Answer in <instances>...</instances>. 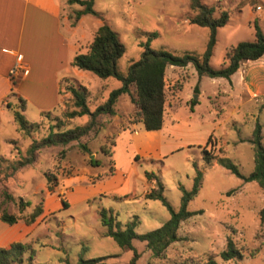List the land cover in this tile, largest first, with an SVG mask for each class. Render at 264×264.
<instances>
[{
  "label": "rangeland",
  "instance_id": "rangeland-1",
  "mask_svg": "<svg viewBox=\"0 0 264 264\" xmlns=\"http://www.w3.org/2000/svg\"><path fill=\"white\" fill-rule=\"evenodd\" d=\"M229 14L228 23L218 29L210 66L219 69L226 65V53L239 42H253L254 20L264 33V0H200ZM190 0H94L95 16L87 15L81 25L76 24L75 14L82 7L67 1L63 17L70 28L63 30L68 42L79 43L80 53L87 51L96 30L107 24L125 47L117 61L118 72L125 76L130 64L139 60L150 34L149 46L154 50H167L175 55L189 52L201 56L208 39V29L189 23L193 15ZM65 24V25H66ZM83 36V37H82ZM264 60L245 71L247 81L257 73L262 78L257 86L258 98H250L240 80L241 68L229 80L223 78H198L195 69H165V111L160 130L145 131L137 122L136 108L131 94L120 96L114 110L117 118L107 117L97 134L90 133L79 141L63 147H49L35 154V161L12 172V167L26 156L33 140L46 136L50 125L56 123L65 110L70 94L67 86L83 87L87 91L88 108L92 112L103 104L111 91L121 83L108 78L101 80L90 76L69 80L70 75L59 77L60 90L48 94L45 87L35 86L27 79L21 86L26 96L19 94L17 82L10 84L6 97L0 101L3 110L0 119V214L2 212L27 217L41 206L42 214L31 225L22 220L14 225L0 221V248L14 242L28 246L23 264H28L32 251V264H77L84 260L106 257V264H207L211 255L217 264H264V222L259 213L264 206V195L255 182H245L213 160L206 165L203 151L212 156H226L236 165L239 173L248 176L254 167V152L250 139L255 124L261 126L264 145ZM257 68V69H255ZM172 72L175 74L173 75ZM256 74V75H257ZM176 75V76H175ZM72 77V75H71ZM75 78V77H74ZM232 82V86L230 85ZM198 87L194 94L193 89ZM42 90V92H37ZM261 98V99H260ZM25 101L22 112L38 130L30 138L23 137L13 121L12 110ZM197 101L189 109V101ZM7 103L11 109L7 107ZM48 115L41 116L42 112ZM62 129L85 126L88 116L63 120ZM135 130L140 134L134 137ZM211 135V141L208 137ZM114 142L110 156L101 153V147ZM84 143L90 155L79 148ZM99 165L91 167L89 160ZM195 165V167H194ZM196 169L201 171V184L187 204L193 215L183 221L177 231L179 241L171 244L161 257H154L146 243L132 241V249H121L105 236L99 211L110 210L120 229L136 217L138 235L160 228L170 217L169 211L159 200L146 199L145 193L153 182L146 180V173L157 175L163 185V197L174 211L179 210L183 191L190 192ZM115 172H121L124 183L116 193L80 200L72 195L73 186L81 182H105ZM47 176L54 177L48 190ZM101 178V179H99ZM53 199L54 201H50ZM29 206L20 209L19 201ZM65 201L68 207L62 205ZM22 227V228H21ZM14 233L13 239L5 237ZM231 238L242 253L241 259L222 261L219 254Z\"/></svg>",
  "mask_w": 264,
  "mask_h": 264
},
{
  "label": "trees",
  "instance_id": "trees-1",
  "mask_svg": "<svg viewBox=\"0 0 264 264\" xmlns=\"http://www.w3.org/2000/svg\"><path fill=\"white\" fill-rule=\"evenodd\" d=\"M69 5H78L81 10L75 14L76 20L82 16L93 15L96 13L93 10L94 0H67ZM190 10L193 15L189 18V23L201 28L208 29V39L205 50L201 56L193 53H183L175 55L167 50H154L150 48V38L154 34H150L147 41L141 44L143 48L138 61L129 65L125 76L121 75L117 70V61L124 54L125 47L120 42L117 34L107 25L102 24L96 30L91 42L88 45L85 53H77L73 56L70 66L80 71H85L93 74L101 80L114 78L121 83V87L110 92L108 99L90 111L88 108L87 91L83 87L76 88L75 86H67V91L70 94L69 99L65 103V110L60 114V118L56 123L49 126L48 133L39 141L33 140L26 151V156L19 160L12 167V172L31 165L35 161V154L49 147H63L70 142L79 141L90 133L97 134L103 126V121L107 117L115 115L114 105L117 99L125 94H131V89L134 91V96L131 97V102L136 108L135 115L138 116L137 122H141L145 131L153 132L162 128L164 123L165 109V69L167 67L184 68L191 65L199 79L202 77L208 78H223L229 80L235 74L240 64L243 62H253L264 57V33L254 20V36L253 42H239L231 47L226 53V65L213 69L209 62L213 54L216 44L218 29L224 27L229 20L227 11H220L215 15V8L208 7L201 3L200 0H190ZM194 94L198 92V87L193 89ZM20 104L12 110L13 121L17 127V131L26 138H30L33 133L38 130V124L29 123L23 116L22 112L25 109V101L19 99ZM197 103L196 100L190 99L189 109ZM7 107L11 109L7 103ZM49 111L42 112L41 116L48 115ZM82 116H88L89 121L85 126H74L67 129H62L65 121H71ZM211 141V135L208 141ZM250 143L254 152V167L248 176H243L239 173L235 164L223 154L219 157L203 151V160L206 165H209L213 160L216 164L239 177L245 182H255L262 190L264 195V145L262 144L261 126L256 123L252 132ZM114 142L111 141L109 147H101L100 151L104 155L112 154ZM79 148L85 154H91L90 149L80 143ZM91 167H97L98 161L95 159L89 160ZM195 167V165H194ZM148 182H153L152 187L144 195L146 199L159 200L169 211V219L158 229L138 235L135 232L137 224L136 217L126 224L125 229H120V223L117 222L109 210L101 209L99 211L100 222L105 227V236L110 237L121 249H132V241L138 239L146 243L147 248L151 251L154 257H161L165 250L171 244L179 241L177 235L180 224L190 218L193 214L187 210V204L196 194L200 184L202 173L196 169V175L193 181V188L190 192L183 191L181 198V206L179 210L174 211L163 197V185L160 178L153 173L145 174ZM101 179V178H99ZM54 180V177L47 176L48 190L52 191V185H49ZM62 205L66 208L67 203L63 200ZM29 206L27 202L19 201L20 209ZM41 206L35 207L27 217H19L12 214L2 212L0 221L7 225H14L22 220L25 225H31L42 214ZM261 222H264V206L259 213ZM29 251L27 245L14 242L5 247L0 248V264H23V255ZM222 261H231L233 259H241L242 253L236 247L231 238L226 241L225 249L219 254ZM33 253H29V262L32 264ZM216 255H211L207 264H217L214 260ZM138 255L134 252L131 264H135ZM106 257L84 260L79 258L77 264H106ZM190 264V263H186Z\"/></svg>",
  "mask_w": 264,
  "mask_h": 264
},
{
  "label": "crops",
  "instance_id": "crops-1",
  "mask_svg": "<svg viewBox=\"0 0 264 264\" xmlns=\"http://www.w3.org/2000/svg\"><path fill=\"white\" fill-rule=\"evenodd\" d=\"M66 1L0 0V101L6 97L10 84L14 85L15 82H17L16 89L24 97L26 95L21 91V86L27 79L35 86L45 87L47 89L45 91L51 95L60 90L58 80L62 75H70L66 78L78 84L76 78L90 76L89 72L70 66L73 56L80 53V48L76 44L79 43L78 40L68 42L63 33L65 27L71 34L75 32V28H70L63 17L62 8ZM84 17L78 19L76 24L81 25ZM18 56L21 58L24 70L17 77L10 79L8 72L15 66ZM261 60H264V57L249 63L257 64ZM244 63L247 62L241 63L239 67L242 73L240 80L245 85L247 95L253 99L258 98L262 94H259L257 83L262 81V78L254 73L247 81L248 76H244L245 71L249 72L252 68L243 66ZM172 74L174 75L175 72ZM230 85L232 86L231 81ZM2 114L3 110L0 107V119ZM113 118H117L116 114ZM133 134L134 137L140 136L137 130ZM123 183L124 177L121 172H115L105 182L103 180L81 182L79 186H73V191L70 192L80 200L87 201L90 197L116 193L115 191ZM15 235L11 233L5 238L13 239Z\"/></svg>",
  "mask_w": 264,
  "mask_h": 264
},
{
  "label": "built area",
  "instance_id": "built-area-1",
  "mask_svg": "<svg viewBox=\"0 0 264 264\" xmlns=\"http://www.w3.org/2000/svg\"><path fill=\"white\" fill-rule=\"evenodd\" d=\"M22 70H24V66L21 62V58L18 56L15 66L9 70L8 76L10 79H13L17 77Z\"/></svg>",
  "mask_w": 264,
  "mask_h": 264
}]
</instances>
